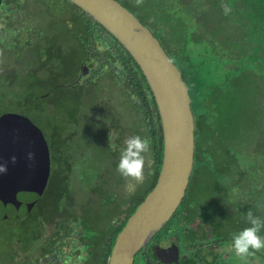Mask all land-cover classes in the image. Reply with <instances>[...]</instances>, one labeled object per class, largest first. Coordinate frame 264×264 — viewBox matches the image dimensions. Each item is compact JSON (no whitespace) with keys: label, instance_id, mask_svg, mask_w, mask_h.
Masks as SVG:
<instances>
[{"label":"trees","instance_id":"1","mask_svg":"<svg viewBox=\"0 0 264 264\" xmlns=\"http://www.w3.org/2000/svg\"><path fill=\"white\" fill-rule=\"evenodd\" d=\"M32 1L0 0V34L7 22L2 24L9 17L6 14L12 10L9 6L18 7L22 14L26 12L24 5L31 6L29 3ZM60 1L69 3L74 8L71 12L77 16L71 19L58 17V11L53 9V12L44 15L47 32L41 35L34 28L36 24H32L31 28H13L14 35L9 30V38H22L24 41L14 40L10 45L16 50H10L11 54H18V59L13 62L14 67L10 68L15 72L12 81L5 72L6 76L0 73L7 84L11 83L10 89L6 84H0V114L16 112L25 115L38 128L40 120L46 124L48 119L59 126L53 117L47 115L52 105V94L57 89H81L89 101L81 99V105L92 104L93 111L98 112L100 118H105V122L98 118L92 122H103L107 144L102 143L100 147L93 143L86 153L90 161L104 165L103 170L94 169L96 181L90 180L92 185H103L104 188L97 194L99 197L96 195L98 190L93 187L88 189L91 195H96L91 209L84 206L77 209L76 205L70 203L72 193L70 187H66L61 192L56 191L55 195L69 205L62 208L57 206L58 198L54 195L51 198L52 210L46 217H35L30 207L16 208L6 217L0 215V264H107L116 233L154 185L161 163L162 133L158 113L137 64L101 25L68 0ZM124 1L135 5L131 9L118 1L148 27L188 87L194 123L193 164L185 195L173 216L180 209L176 217L179 216L183 225L181 241L192 247L196 245L194 249H197L201 246L191 243L196 236L188 233L184 225L192 221L195 215L204 214L202 205L186 201L183 205V201L190 193L195 177L200 174L198 167L216 169L220 183L211 184H218L219 188L226 190L219 194L221 199L216 201L219 206L210 210V213L218 215L217 220L222 221L228 208L236 210V203L229 199V189L236 190L233 192L235 196L240 194V197H244V203L260 205L253 197L250 184L255 187L254 194H262V205L254 214L264 217V181L258 186L256 181L259 179L255 177L259 171L255 161L264 160V127L257 133L256 130L255 133L248 130L250 125L257 127L256 116L264 108V0ZM43 2L46 7L47 4L52 5L51 0ZM224 6L231 8L227 15ZM81 15L83 18L79 19ZM64 41L67 43V55L72 52L75 58L76 53L77 59L83 58L68 60L60 49ZM25 48L30 53L28 60L22 61L21 53ZM197 51L201 55L192 57ZM86 57L88 60L92 57L95 66L83 74L81 69L85 70L82 67ZM19 60L27 62L24 68H16ZM214 73L218 74V79L213 78ZM52 75H58L62 82L53 81ZM121 115L129 117L128 122L132 126L129 131L121 132V124L112 123L113 117ZM111 126L119 127L112 131ZM134 135L147 137L151 142V152L147 157L143 183L137 185L134 191H129L119 174V180L112 184L111 172L107 167L116 170L125 139ZM111 138L118 144L115 148L109 146ZM65 147L66 142L64 151ZM250 160L254 166L248 168L244 164ZM80 163L73 162L72 166H80ZM261 167L264 169V165ZM114 185L119 187V192L109 188ZM113 202L118 212L101 209H105L106 204L113 205ZM257 205L256 208H259ZM185 210L194 212L188 221L184 218ZM73 221L80 224L83 234L71 236L70 240L63 239ZM263 233L264 230L261 231ZM48 239L53 241L51 246L44 245ZM227 240H232V237ZM261 252L264 253V250L252 256ZM41 257H47L48 261L39 263ZM140 258L141 255L137 254L134 264H138ZM141 261L140 264H152V260Z\"/></svg>","mask_w":264,"mask_h":264},{"label":"water","instance_id":"2","mask_svg":"<svg viewBox=\"0 0 264 264\" xmlns=\"http://www.w3.org/2000/svg\"><path fill=\"white\" fill-rule=\"evenodd\" d=\"M68 1L128 52L149 87L158 113L162 156L155 183L116 233L107 260V264H132L136 252L172 217L185 195L194 154L188 87L158 40L118 1ZM0 164L7 166V171L0 173L1 203L18 205L26 195L32 194V199L41 194L49 173V150L40 129L26 116L0 114ZM154 249L160 261L177 263L174 244Z\"/></svg>","mask_w":264,"mask_h":264},{"label":"rangeland","instance_id":"3","mask_svg":"<svg viewBox=\"0 0 264 264\" xmlns=\"http://www.w3.org/2000/svg\"><path fill=\"white\" fill-rule=\"evenodd\" d=\"M45 0H33L30 2V5L25 4L24 7H26V12L20 13L18 7H14V5L9 6L12 10L8 11L6 15H9L8 19L4 21L2 25L5 24L3 31H1L2 34H0V73L4 76L5 73L10 78V82L12 81V78L14 77V73L12 72L10 68H13V62L17 58L18 54H11L10 50H14L10 45L14 43V40L23 42L22 38H17L12 40L9 38L10 32L9 30H12L13 28H18L20 26L31 28L32 24H36L34 28L40 31V35L44 32H47L46 25L47 20H44L45 13H51L53 12V9H56V12L58 11L57 16L58 17H65L68 19H71L72 16H77L76 13H72L71 11L74 10V8L67 2H62L60 0H51L52 5L47 4L48 7L45 6L44 2ZM122 3H124L126 6L130 7L131 9H134V4L127 3L124 0H118ZM150 3H153L151 1ZM1 12V11H0ZM56 12L55 15H56ZM49 19H52L48 17ZM79 19L83 18V16H78ZM80 31V28H79ZM38 34V32H36ZM14 35V32H13ZM53 37H57L55 34ZM54 38V39H55ZM40 43V41H38ZM35 43H32L34 45ZM61 51L65 56L68 57V60H81L82 58L77 59V53L76 58L72 52H69L68 55L67 52V43L64 41L60 47ZM30 50L25 48L22 54V61H27L29 57ZM20 55V54H19ZM201 55L199 51L195 52L192 57H196ZM15 57V58H14ZM20 61V60H19ZM16 66V68H24L27 64V62H22ZM25 63V65H24ZM64 61L60 63L62 66ZM83 63H85V59L83 60ZM24 66V67H23ZM89 71H91L94 66L95 62H90L88 64ZM86 70V71H87ZM5 72V73H4ZM83 74H86L84 72ZM13 75V76H12ZM213 78L218 79V74L214 73ZM54 77L53 81L58 80L59 82H62V80L59 78V76L52 75L51 79ZM87 77V75H86ZM64 80H66V77L64 76ZM104 81V79L102 78ZM105 82V81H104ZM0 84L7 85V87L11 88V83L7 84V81L0 77ZM101 84V80L99 82ZM105 84V83H102ZM106 86V84H105ZM70 90V91H69ZM67 89H57L52 94V105L50 112H48L49 117H53L54 120L57 122L59 126H55L52 120L48 119L49 121L45 124L40 120L39 128L46 140L48 150H49V157L50 158V171H49V182H47L46 188L44 192L41 193L36 203L31 208V212L34 214L35 217H46L50 211L52 210V204H51V198L55 195L56 191L61 192L62 189H65L66 187H70L71 193H72V200L69 201L70 203L76 205L77 209H80V206H84L86 209H91L94 206L95 202V196L100 193L101 189L104 188L103 185H92L90 183V180H95L96 177L94 176V169H101L103 170L104 165L99 162H93L90 161L89 158L86 157V153L88 150L91 149L92 144L95 143V145L102 147L103 144H107L108 137L105 135V125L102 121L105 122V118H100V115L98 112L93 111V105L88 103V105H81V99L88 101L86 97L83 96V92L79 88H70ZM89 102V101H88ZM7 108V107H6ZM105 109V108H104ZM9 110V109H8ZM25 116V115H24ZM98 118L102 121L100 122H92L93 119ZM129 117L124 116H117L113 117L111 119L112 123L114 125L121 124L120 131L123 130H130L132 126H130V121L128 122ZM53 120V121H54ZM256 122L257 127L253 128L251 125L248 127V130L251 132L256 133L261 132L264 127V108L259 110V113L256 116ZM52 123V124H51ZM36 125V124H35ZM61 126H65V128H61ZM119 127V126H117ZM117 127L111 126L110 128L115 130ZM109 128V129H110ZM107 132H110L109 130ZM68 139V140H67ZM262 141L264 142V130L262 131ZM67 140V141H66ZM66 142V147L64 151V146ZM117 144V142H116ZM115 142L114 139L111 138L109 141V146L111 148H115ZM264 144V143H263ZM118 145V144H117ZM261 147V145H260ZM119 149V147H118ZM81 155V156H79ZM58 156V157H56ZM251 156V154H250ZM56 157V158H55ZM81 157V158H80ZM81 160H80V159ZM80 166H72L73 162H80ZM256 166H259V171L256 172L255 177L259 179L256 181V185L259 186L261 181H264V169L261 167L264 165V160L255 161ZM79 164V163H78ZM87 165L90 166L89 169H87ZM248 168L250 166H254L252 164V160L249 161V163L244 164ZM218 167V166H217ZM108 171H110L112 176V184H114L116 181L119 180V175L116 170H114L111 167H107ZM195 169V167H194ZM200 170V174L195 177L194 183L191 186L190 193L186 195L183 205L185 204V201L187 203L196 204L197 206H201V210L204 213L203 215L199 216L195 220L188 222V228L192 231L195 230V228L198 230L202 227V233L206 236H209L208 238H203L202 234H197L196 238L191 240V243L198 244V246H202L200 248L194 249V245L192 247L191 244L186 245V251L187 253L184 255L186 258V261L189 263H195L199 264V261L207 262L205 264H213L217 259L213 261H209L212 257L215 255L218 256L219 251L227 256H222L225 264H250L258 263V264H264V253L261 252L260 254H257L258 257L251 255V261L248 262L247 257L245 259H242V262L238 259L239 256L235 254L233 251L231 244L228 243L227 239L234 233L240 232V230L245 227H248L245 218L244 213H246L249 209H251L253 212L257 211L259 208H256V205L253 204H247L244 203V197H240V194H237L235 196V193H233V190H230L228 192L231 193L229 196V199L231 201H234L236 203V210L234 211L230 208H228L225 212L226 215L223 216L222 221L217 220L216 217H218L215 213H210L211 208L214 209L215 206H219L217 204V200L221 199L219 196L220 193H224L226 190H223L220 187V185L216 184L213 185L211 183H220L219 174H217V170L214 168H211L210 170H205L200 167H198ZM95 188V190H98L96 195H91L88 191V189ZM242 187V186H241ZM111 189H115V191L119 190V187H116V185L109 187ZM250 188L253 194V197L255 200L258 201L260 205H262V194H254V186L250 184ZM224 191V192H223ZM119 192V191H118ZM118 194V193H117ZM234 195V196H233ZM98 196V195H97ZM55 198H58V205L59 207L68 206L69 203L66 200L61 199L59 196H54ZM99 197V196H98ZM223 197V196H222ZM34 198V196H33ZM225 199V197H223ZM233 198V199H232ZM242 201L241 203H238V201ZM114 201H117L116 198H114ZM256 201V202H257ZM203 204L205 206H203ZM182 205V206H183ZM114 202L113 205L106 204L105 209L102 207V210H108L118 212L114 208ZM238 206V207H237ZM179 210L176 212L174 216H172L166 225L167 231L166 234L168 236H173L174 239L180 240L182 238L181 233L182 231V221L179 220V216L176 217L177 213H179ZM15 212V209L11 206H3L0 204V215H7V213ZM207 213H210L208 216ZM219 213V212H216ZM207 216V220H205V217ZM263 217V216H261ZM201 218V219H200ZM68 232L64 238H67L68 240L71 239V236L78 237L83 234V231L80 227V224L77 221L71 222L70 226L68 227ZM261 234V233H260ZM264 236V233L261 234ZM222 239H225L227 241V244L225 247H221L219 245H216L213 248V250L209 251L207 249L210 247L209 245L221 241ZM57 241L54 242V244ZM50 243H53L52 239H48L46 242H44V245H49ZM51 246V244H50ZM53 246V245H52ZM182 247V245H181ZM185 247V246H184ZM191 247V249H189ZM46 255H49L48 252H46ZM47 260V257H41L39 263H44ZM181 261V257H179V262ZM209 261V262H208ZM33 264V263H28ZM204 264V263H201Z\"/></svg>","mask_w":264,"mask_h":264},{"label":"clouds","instance_id":"4","mask_svg":"<svg viewBox=\"0 0 264 264\" xmlns=\"http://www.w3.org/2000/svg\"><path fill=\"white\" fill-rule=\"evenodd\" d=\"M140 2H142V0H137V3H140ZM223 10L226 15L231 12V8L228 6H224ZM85 60L86 61L82 67V68L85 67V70L81 69L83 73L86 72L87 69L90 70L88 64L91 61L94 62L92 57H91V60H88L87 57ZM150 152H151V142L147 137H142L140 135H134V136H130L127 139H125L124 147L120 152L119 162L117 164L116 171L125 180L126 188L129 191H134L137 185L143 183L145 179V165L148 162L147 157ZM14 161H15V158L13 157V162ZM6 171H7V166L5 164H0V173L6 172ZM233 191L235 192L236 190L233 189ZM257 207H260V205H257ZM243 215L249 226L245 227L243 230H241L238 233H234L232 235V240H227V241L229 244H231V247L233 251L235 252V254L239 256L240 258L245 259L249 256L251 258V255H254V253L257 251L264 250V236L260 234L261 231L264 230V217L259 216V214L255 215L251 209H249ZM155 234H153L150 237V239ZM148 241L146 242V244L148 243ZM140 250H142V248L139 249L136 252V254H140ZM136 254L134 255V258ZM256 257H258V255H256ZM134 258H133L132 264H134V261H135ZM158 261L160 260L158 259ZM147 262H149L148 259H147ZM173 264H176V263H173ZM251 264H258V263L251 262Z\"/></svg>","mask_w":264,"mask_h":264},{"label":"flooded vegetation","instance_id":"5","mask_svg":"<svg viewBox=\"0 0 264 264\" xmlns=\"http://www.w3.org/2000/svg\"><path fill=\"white\" fill-rule=\"evenodd\" d=\"M32 195V194H30ZM30 195H26L24 197L23 200H21L19 202L18 205H13V204H9V203H2L3 206H14L15 210L17 209H21V208H27V207H30V209L33 207V205L36 203L37 199L36 197L32 198V199H29ZM41 195V194H40ZM27 199V200H26ZM26 200V201H25ZM17 208V209H16ZM192 213H194L193 211L191 210H185L184 212V218L188 221L191 217H192ZM210 214H208L209 216ZM173 216V215H172ZM199 216L201 215H195L193 218L194 220L196 218H198ZM6 217V215H5ZM201 219V218H200ZM170 220V219H169ZM168 220V221H169ZM205 220H207V216L205 217ZM168 221L166 222V224L148 241V243L146 244V246L144 247V249L140 250V255H141V258L137 260L138 264H140L143 260V261H146L147 262V259L150 261L152 260V264H173V263H169V262H166V263H163V262H160L158 261V259L155 257V249L154 247L157 246L159 248H162V249H165V248H169V245L170 244H174L176 247H177V263L176 264H188L189 262L186 261V258L184 257V255L187 253L186 251V245L187 243L184 242L183 240L181 241L180 240V243L182 245L179 244V240L178 239H174L173 236H168L166 234V231H167V227L166 225L168 224ZM183 226V225H182ZM184 227L188 230V233H190L191 235H194L196 236L197 234H202V237L203 238H208L209 236H206L202 233V227L199 228L198 230L195 228L194 231L190 230L188 228V222L185 223ZM227 244V241L225 239H222L221 241H217L211 245H209L210 247H208L207 249H209V251L213 250L212 247L216 246V245H219L221 247H225ZM185 246V247H184ZM202 247V246H201ZM200 248V247H199ZM189 249H191V247H189ZM219 255L218 256H214L212 257L209 261H213L215 259H217V261H215L213 264H225V261L223 259L222 256H227V254L223 255L220 251L218 253ZM137 255V254H136ZM179 257H181V261L179 262ZM143 258V259H142ZM238 259L242 262V259L240 257H238ZM208 261V262H209ZM247 261L250 262L251 261V258H247ZM201 263H207V262H202V261H199V264ZM248 264V263H247ZM251 264V263H250Z\"/></svg>","mask_w":264,"mask_h":264}]
</instances>
